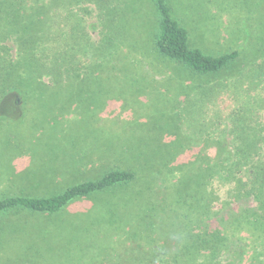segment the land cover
<instances>
[{
  "label": "rangeland",
  "instance_id": "1",
  "mask_svg": "<svg viewBox=\"0 0 264 264\" xmlns=\"http://www.w3.org/2000/svg\"><path fill=\"white\" fill-rule=\"evenodd\" d=\"M166 3L192 46L210 55L246 49L248 62L234 64L236 77L232 70L193 78L150 52L159 18L152 0H74L84 40L101 38L91 52L84 49L96 55L97 75L82 83L33 78L22 87L27 95L18 108L13 94L1 97L0 200L49 198L111 169L131 170L136 179L76 198L55 213L0 212V264H168L175 220L190 211L188 195L200 192L202 154H217L216 144L200 137L223 128L217 118L224 122L234 106L246 108L251 132L263 134L264 56L253 34L264 30V0ZM230 81L235 103L227 95ZM215 183L226 199L231 185ZM256 253L264 260L261 249Z\"/></svg>",
  "mask_w": 264,
  "mask_h": 264
},
{
  "label": "trees",
  "instance_id": "2",
  "mask_svg": "<svg viewBox=\"0 0 264 264\" xmlns=\"http://www.w3.org/2000/svg\"><path fill=\"white\" fill-rule=\"evenodd\" d=\"M166 1L152 0L159 18L157 31L149 38L150 52L179 64L193 78L219 73L230 76L232 70L236 77L234 64L238 60L248 62L250 53L245 54L246 49H230V52L210 55L192 46L188 31L171 15ZM73 3L74 0H0V99L11 93L15 96L11 98L13 106L21 107L27 95L22 87L43 74L56 82L66 79L74 80V83L97 75L92 66L97 63L96 55L89 56L87 50L91 52L96 48L101 38L94 43L88 42V38L84 40L87 33L80 23L74 22L77 14L72 8ZM260 29H254L253 39L259 45L258 55L263 54V57L264 30ZM113 37L107 40L112 43ZM112 49L109 55L114 53ZM120 50L121 54L128 52ZM136 54L144 56L145 52L137 51ZM229 83L227 95H231L235 103L234 82ZM35 84L40 86V82ZM203 112L207 114V108ZM246 112L247 109L241 106L230 108L224 122L217 118L216 127L222 123L223 128L207 131L200 137L214 142L217 154L214 158L202 154L201 188L197 195H188L190 201H194L189 205L190 211L181 213L179 220L168 216L169 220L171 217L176 221L171 244L175 250L171 255H164L168 264H181L180 260L194 264H264L256 253L261 249L264 256V132L262 134V129L251 132L249 123L244 120ZM134 179L136 174L131 170L111 169L101 178L79 183L49 198L2 199L0 212L24 208L55 213L76 198ZM214 181L223 187L231 185L226 199L218 197ZM249 197L252 203L255 202L252 206L248 205ZM178 202L187 203L177 200L174 204Z\"/></svg>",
  "mask_w": 264,
  "mask_h": 264
}]
</instances>
